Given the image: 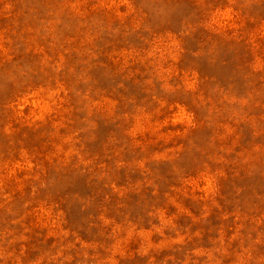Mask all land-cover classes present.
Listing matches in <instances>:
<instances>
[{
	"label": "rangeland",
	"instance_id": "rangeland-1",
	"mask_svg": "<svg viewBox=\"0 0 264 264\" xmlns=\"http://www.w3.org/2000/svg\"><path fill=\"white\" fill-rule=\"evenodd\" d=\"M0 264H264V0H0Z\"/></svg>",
	"mask_w": 264,
	"mask_h": 264
}]
</instances>
